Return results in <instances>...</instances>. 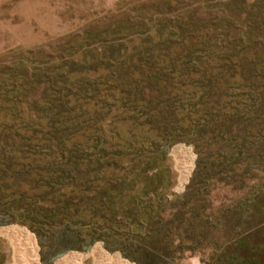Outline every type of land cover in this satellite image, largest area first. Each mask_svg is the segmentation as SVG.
Instances as JSON below:
<instances>
[{
    "label": "rangeland",
    "instance_id": "obj_1",
    "mask_svg": "<svg viewBox=\"0 0 264 264\" xmlns=\"http://www.w3.org/2000/svg\"><path fill=\"white\" fill-rule=\"evenodd\" d=\"M218 52L230 58L208 56ZM155 65L156 82L145 77ZM65 80L133 97V113L111 101L90 110L110 115L99 137L87 131L91 145L100 138L107 153L130 156L122 172L89 164L81 175L58 173L61 160L48 158L39 167L51 173L28 181L0 158V221H11L0 229L31 236L36 264L96 244L136 264L108 243L140 264H264V0H0V128L23 120V96L50 97ZM176 148L190 162L181 189L188 158L175 159ZM95 232L86 252L50 259ZM0 242V264H10L12 246Z\"/></svg>",
    "mask_w": 264,
    "mask_h": 264
},
{
    "label": "trees",
    "instance_id": "obj_2",
    "mask_svg": "<svg viewBox=\"0 0 264 264\" xmlns=\"http://www.w3.org/2000/svg\"><path fill=\"white\" fill-rule=\"evenodd\" d=\"M227 54V52H218L217 54L208 56L211 58L217 55L216 58L227 60L230 58ZM157 67L156 65L150 67L145 73V77L149 72V77L156 82V77L159 73ZM160 72H162V69H160ZM27 85H30V83H27ZM103 85V83H99L95 86L100 88ZM105 86L103 87L105 88ZM93 87L94 85L88 83L85 84V87L84 85L78 86L65 80L60 82V87L55 90V95H51L50 97L43 96L40 100L31 101L28 99V95L23 96L25 100L22 99L19 102L23 107V120L14 115L13 120L17 121L19 119L21 121L19 124L0 128V158L5 162V171L12 170L14 173H21L26 178L25 181H28V178L38 177V173L42 171L44 173H51L50 171H46L45 167L42 168L43 170H40L41 168L39 167L41 162L48 158H51L53 161L54 158L61 160L63 167L58 170V173L61 174L69 172L74 175H81L89 164H95V168L91 169V171L99 173L108 172L110 168H113L114 171L119 169L121 172L126 170L123 161L124 158L130 155L121 151L107 153L105 147L100 145L102 142L100 138H96L94 145H91L87 131L92 132L94 137H99L104 133L105 120L110 115L109 112L103 116L98 114L93 116L90 110L100 109L102 111L107 109L108 111V109L114 107L107 103L111 101L114 105L120 103L119 108L127 110L128 113H133L136 111V107H133V97H130V95L123 97L126 94L125 90L117 91L113 86L106 90H95L92 89ZM115 90L118 96L116 94L111 96L102 95L108 91L115 92ZM208 156L212 157L213 155L209 152ZM109 157L112 160H109ZM203 158H205L204 154L197 151L196 163L198 167L203 163ZM103 160H105V163H102ZM2 175L0 182H4L7 179L5 174ZM114 192L116 190L111 188L108 191L109 195L103 196L105 205L103 209L108 212L114 207L113 203L116 200L112 196ZM1 201L0 208L3 207ZM9 224H11L10 220L5 219L0 221V227ZM87 229V225H81L77 230H72L71 233L78 237L81 236L78 235L79 233H85ZM67 232L68 229H65V231L59 230L55 237L61 238ZM37 238L41 249L44 250L45 245L41 239V235H38ZM100 239L101 237L95 232L92 233L89 241L81 246L79 244L81 241L77 242L75 240L73 244H70L71 242L66 240L61 249L50 254V259L60 257L68 251L86 252ZM61 240L63 239L61 238ZM105 246L109 252L119 251L124 258L140 264L136 257H130L126 254L128 251H125L122 245H118V243L111 245V243H108Z\"/></svg>",
    "mask_w": 264,
    "mask_h": 264
},
{
    "label": "bare ground",
    "instance_id": "obj_3",
    "mask_svg": "<svg viewBox=\"0 0 264 264\" xmlns=\"http://www.w3.org/2000/svg\"><path fill=\"white\" fill-rule=\"evenodd\" d=\"M172 155L175 159L183 158L185 160L186 156L188 158L187 164L184 163V165H182V175L179 178V189H181L190 168L189 154L181 148H176L173 149ZM0 235L7 238L12 246L13 255L10 264H36L34 259L35 250L33 248V240L31 236L11 227L0 229ZM91 255L99 264H125L124 262H120L116 257H107L100 251L99 246L95 247V249L91 252ZM79 258L80 256L69 254L64 257L63 260L71 264H79L77 263Z\"/></svg>",
    "mask_w": 264,
    "mask_h": 264
},
{
    "label": "crops",
    "instance_id": "obj_4",
    "mask_svg": "<svg viewBox=\"0 0 264 264\" xmlns=\"http://www.w3.org/2000/svg\"><path fill=\"white\" fill-rule=\"evenodd\" d=\"M9 228V227H8ZM13 228V227H12ZM2 229V228H1ZM16 229V228H15ZM16 230H18V229H16ZM18 231H20V230H18ZM20 232H22V231H20ZM24 233V232H23ZM97 245H99V247H100V249L102 250V251H104L105 252V254H107V256H113V255H118V254H110V253H108L107 251H105L103 248H102V246H101V244H96V245H94L93 246V248L90 250V252L87 254V255H82V254H79V253H69V254H77L78 256H80V258L78 259V262L77 263H79V264H82V261L84 260V259H86V258H88V257H90L91 259H92V261H93V263H95V264H99L96 260H94L95 258L91 255V252L95 249V247L97 246ZM69 254H67V255H69ZM67 255H65L64 257H66ZM76 255V256H77ZM119 256V255H118ZM64 257L61 259V262H60V264H71V263H68V262H65L63 259H64ZM82 257V258H81ZM119 258H120V260L121 261H125V262H127L126 260H124V259H122L120 256H119ZM128 263V262H127ZM128 264H130V263H128Z\"/></svg>",
    "mask_w": 264,
    "mask_h": 264
}]
</instances>
